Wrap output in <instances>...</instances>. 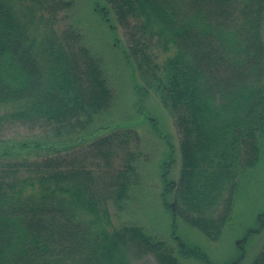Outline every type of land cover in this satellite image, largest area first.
Returning a JSON list of instances; mask_svg holds the SVG:
<instances>
[{"label":"trees","instance_id":"obj_1","mask_svg":"<svg viewBox=\"0 0 264 264\" xmlns=\"http://www.w3.org/2000/svg\"><path fill=\"white\" fill-rule=\"evenodd\" d=\"M100 1L95 10L111 14L127 60L174 117L180 170L176 180H164L165 204L174 218L216 240L240 169L259 156L264 0ZM71 5L0 0V131L18 121L56 136L85 128L111 104L100 61L71 25L57 28ZM119 126L83 148L48 145L0 170V264H131L136 251L157 264H179L141 226L113 224L109 204L120 211L139 180L140 152L132 149L139 136ZM115 157L119 167L110 169ZM251 264H264V243Z\"/></svg>","mask_w":264,"mask_h":264},{"label":"rangeland","instance_id":"obj_2","mask_svg":"<svg viewBox=\"0 0 264 264\" xmlns=\"http://www.w3.org/2000/svg\"><path fill=\"white\" fill-rule=\"evenodd\" d=\"M69 1L72 5L59 13L57 28L69 24L80 33L82 45L100 61L113 94L112 102L101 113L93 115L85 128L66 127L56 136L55 130L45 131L36 124L5 123L0 131V170H7V165L17 159L46 153L48 145L69 147L75 144L83 148L94 137L111 132L115 125L132 128L139 136V143L132 144V149L140 152L135 163L139 180L130 187V196L120 211L109 204L113 224L141 226L154 239L164 241L179 264H251L264 243L261 222L264 130L259 139L258 159L254 165L240 169L227 218L216 240L208 239L182 218H174L163 198L164 180H176L180 170L179 136L174 117L155 92L144 86L127 60L123 31L111 14L95 10L94 0ZM98 4L102 2L98 0ZM96 163L102 167L100 170L104 169L103 161ZM107 163L110 169L119 167L117 157ZM215 210V213L223 212L219 206ZM135 254L131 264H157L151 254L140 251Z\"/></svg>","mask_w":264,"mask_h":264}]
</instances>
